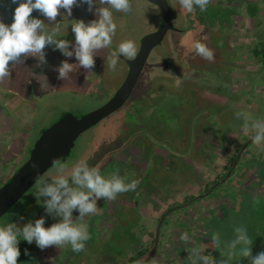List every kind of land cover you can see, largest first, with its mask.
Instances as JSON below:
<instances>
[{"label":"rangeland","instance_id":"374dc122","mask_svg":"<svg viewBox=\"0 0 264 264\" xmlns=\"http://www.w3.org/2000/svg\"><path fill=\"white\" fill-rule=\"evenodd\" d=\"M215 1L211 0V2ZM257 1L263 4L262 9L264 10V0ZM167 2L171 24L173 28L178 29L184 23L179 0H167ZM132 5L131 13L113 12L117 24L116 35L113 37L112 46L102 49L94 57V68L89 71L78 67L70 73L91 77L100 70L102 84L91 83L88 86V93L76 94L70 90H62V84L57 83L50 92L35 89V91L24 94L25 87L23 88L22 84L14 82L9 84L8 94L0 102V106L8 109L5 117H9L10 121L12 117L15 121L18 119L17 127L24 130L8 138L0 137V185L5 180L2 178L6 175L4 173L11 167L9 166L11 161L18 156L24 155L26 158L21 143L28 136L38 138L48 125L61 116L62 112L80 116L94 110L101 106L111 91L120 84L121 78L126 74L125 64L128 58L119 57L116 69L112 70L107 65L110 53L125 40L134 41L138 47L140 38L154 31L162 18L161 11L147 0H132ZM17 6L15 4V8ZM98 6L94 5L93 10L89 11L87 4H79L73 7L72 15L67 18H64L67 15L66 11L61 9L57 22L69 25L67 31H61L59 38L67 39L74 44L75 36L71 30V21L82 19L88 23L97 19L95 8ZM13 7L11 0H0V9L7 11ZM33 17L48 23L38 11ZM258 28L259 30L256 29L255 32L251 23L246 18H242L229 31L230 41L233 44L229 47L224 45L225 39H222L221 35L215 36L216 41L212 46L209 45L208 33H206L204 44L214 51V61L209 64L208 60L196 54L187 58L186 62H182L181 69L175 67L177 64L174 61H171L173 67L167 68V72L164 68L158 67V71L161 68L170 79L166 81L163 93L161 89L159 90L160 86L155 87L152 100L149 99L146 102L141 98L144 93L137 91L138 86L140 82H143L140 88L148 87L154 74H148L145 64L138 77V85L133 89L134 93L128 104H125L124 109L127 108V110L125 112L113 111L100 122L82 131L74 142L69 163L73 165L78 160L85 159L94 142L107 143L108 147L113 149L117 141L125 144L126 141L134 139L135 147L141 150L148 161H151L157 148L163 150L161 154L165 152L170 155L173 168L164 173L169 175L173 172L174 174V183L171 187L174 203L200 194L204 184L210 185L226 171L224 167L230 164L235 148L240 145L242 147L248 137H251V133L245 134L242 131L243 120L237 119L236 113L249 112L253 118L259 119L255 116L254 110L257 109L256 103L260 100L264 104V65L259 64L257 59L252 57L249 47L256 42L258 36L264 40V18ZM177 35L175 32L168 31L162 42L156 46V50H160L161 44H164V50L171 53L177 45ZM190 45L189 43V49ZM54 53L70 64H78L74 55L65 57L58 49ZM149 59L150 56L146 63ZM100 92H103V95L101 94V98L96 99V95ZM22 96L24 98H21ZM26 105L30 107L28 111L23 110V106ZM121 116L130 123L121 122L119 124L124 128L125 136L115 141L114 122ZM258 116L264 118V111ZM135 127L136 132L128 134ZM158 141H165L166 146L159 147ZM29 144H32L31 141ZM144 144L148 145L145 149H143L145 146H142ZM189 144L191 151L186 153L185 150L189 148ZM248 146L250 147L247 148ZM246 149V155H255L253 158L256 160L255 168L250 167V164L240 165V159L237 164V173L229 178L228 186L225 183L217 186L215 194L218 195L221 203L229 202V204L217 207V211H220L219 217H209L206 221H201L202 228L199 231L193 226L187 229L186 225L180 223L174 227L176 231L187 230L194 240L199 239L200 235V240H197L200 243H196L195 246L210 244L212 234H218L221 241L219 249L209 247L205 252V254L211 253L214 256L216 264H250L247 259L229 255L228 243L235 238L237 227L245 228L253 240V256L264 252V151L252 142L245 147L242 154ZM123 177L127 179L128 174L123 173ZM240 184L243 186L241 187ZM209 199L207 198V202L213 203V200L209 201ZM199 203L191 207V211L195 212ZM209 213L204 211L205 216ZM203 228L205 231L202 232ZM176 240L179 242V239ZM178 242L175 243V264H189L188 255L195 242Z\"/></svg>","mask_w":264,"mask_h":264},{"label":"clouds","instance_id":"9594fccd","mask_svg":"<svg viewBox=\"0 0 264 264\" xmlns=\"http://www.w3.org/2000/svg\"><path fill=\"white\" fill-rule=\"evenodd\" d=\"M11 2L18 5L13 13V22L8 25L0 19V81L11 76L10 63L21 64L23 58L29 56L37 58L39 61L37 66L46 64L44 49L48 46H54V50H60L65 57L74 55L78 61L77 65L70 64L67 60L62 61L55 69L58 71L59 79L69 80L70 73L78 67L90 71L95 66L94 57L102 49L112 46L117 31L113 12L131 13L133 10L132 0H11ZM210 3L211 0H179L181 8L186 13H194L196 8L205 12ZM79 4H87L89 11L93 10L94 5L99 6L95 8L97 19L88 23L82 19L71 21V30L75 36L73 44L67 39L59 38L61 31H67L69 24L57 22V17L61 15V9L66 11L67 15L64 18L70 17L73 7ZM33 11H38L48 23L34 18ZM191 49L209 62L214 61V51L206 44L193 41ZM121 56L130 60L136 58L137 47L134 41H122L116 50L110 53L107 59L108 67L115 70ZM236 117L243 120L242 131L245 134L252 133V143L264 151V120L253 118L249 112H237ZM52 165V170L47 173L48 179H40L38 175L34 195L46 213L54 218L59 217V221L45 227V218L41 217L23 226L12 222L0 226V264H18L20 256L18 244L21 239L29 244L35 242L41 250L51 246L57 248L70 246L73 252L83 251L90 239L86 218L97 213V201L115 200L121 193L135 191L139 184L135 179L126 183V178L118 173L105 177L98 166L90 167L83 158L71 167L58 159L53 160ZM32 167L36 169L38 166L33 163ZM41 197L45 199L41 201ZM74 211H78L79 215L74 217ZM235 233V238L228 243L229 255L247 259L250 264H264V252L252 255L253 240L247 230L237 227ZM191 239L187 232L180 235L181 241L190 242ZM210 240V244L191 248L188 255L189 264H216L214 256L205 252L209 247L219 249L220 237L214 233ZM137 264L146 262L138 261Z\"/></svg>","mask_w":264,"mask_h":264},{"label":"flooded vegetation","instance_id":"af4514ba","mask_svg":"<svg viewBox=\"0 0 264 264\" xmlns=\"http://www.w3.org/2000/svg\"><path fill=\"white\" fill-rule=\"evenodd\" d=\"M171 30L172 29L168 31ZM138 48L139 44L137 50ZM62 61L64 60L62 59ZM62 61H56V65L52 68V74L49 73L45 76L46 80L44 79L41 84L43 90L50 92L53 90L54 85L61 83L62 90H70L76 94L88 93V86H90L91 83L99 82V84H102L100 70L91 77L70 74L71 78L69 80L59 79L58 71L55 69L61 65ZM125 65L127 74V63ZM126 74L121 78L120 84L111 91L102 105L92 111L102 107L112 97L123 82ZM137 82L134 88L137 86ZM133 89L127 99L113 111L120 110V112H125L127 110V108L124 109V107L125 104H128L130 97L134 93ZM102 93L103 92H100L95 98H101L103 95ZM65 113L67 112H62L61 116L55 122L48 125L38 138L35 139L28 136L25 141L21 143V146L25 150L26 158L23 155L11 161L9 165L11 167L4 173L6 175L2 177L5 180L0 185V188L17 169L29 159L30 153L39 137L48 128L57 123ZM11 119L15 121L13 117ZM102 119L96 123L100 122ZM121 122L130 123L124 120L122 116L114 122L115 141L125 136L124 128L119 126ZM139 123L142 122L139 121ZM133 124L135 126L137 125L135 123ZM17 126L18 125L14 124L7 129L9 135L13 136L16 133L23 132L24 129ZM136 129V127L135 129H131L128 134L136 132ZM77 137L73 140L67 152L63 156L57 158L62 163H66L69 167L72 165L68 160L72 157V148ZM29 141H31L32 144H29ZM26 142H28V144ZM134 142V139L126 141L125 144H120V141H117L113 149H110L107 143L94 142L92 149L86 154L85 159L89 166H98L103 176L108 177L113 173H118L123 177V173H127L128 178L125 180L126 183H130L131 180L135 179L139 181V184L135 191L121 193L115 200L109 201L100 199L97 201V213L86 218L90 239L86 242L85 249L78 253L73 252L70 246H65L63 248L51 246L41 250L36 246L35 242L29 244L27 241L21 239L18 244L20 249L18 264H137L138 261H145L146 264L149 261L151 264H175V243L178 242L176 239H179V242H181L180 235L184 232L188 233V231L182 229L176 231L174 227L180 223L186 225L185 228L187 229L193 226V228L199 231L200 228H202L201 221H206L209 217H219L220 211H217V207L219 208V206L223 204H229V202L226 201L222 204L218 195L215 194V190L220 184L225 183V185L228 186L227 181L237 173V164L239 162H237L234 170L226 178L225 175L230 168L222 173L216 180L211 182L210 185L207 186L204 184L201 193L197 196H190L187 200L174 203V194L171 188L174 183V174L173 172L169 175L164 173L166 170H172L173 168L170 155L165 152L161 154L163 150L157 148L158 150L155 149L151 161H148L141 150H136L137 148ZM249 147L250 146L247 148ZM133 149L138 153H133ZM185 151L188 153V147ZM246 151L247 149L239 158V160L241 159L240 165L244 163L245 165L250 164V167L254 169L256 160H253V158L255 155L248 156L246 155ZM52 162L45 166L38 174L40 179H48L47 173L53 168ZM229 165L227 167H229ZM251 172H253V170ZM38 175L0 213V226H4L10 222L23 226L41 217L45 218V227H50L53 223L59 221V217L54 218L48 215L42 204L37 203L34 194L36 192ZM240 185L241 187L243 186L242 184ZM207 198L212 199L213 203L207 202ZM40 199L43 201L45 198L41 197ZM197 202L200 203L196 207L195 212L193 210L191 211V207H194ZM204 211L210 213L205 216ZM78 215V211L73 212L74 217ZM203 231H205L204 228L202 229V232ZM198 237L199 239L197 238V240H200V235ZM197 240L191 239V243L194 241L195 246L196 243H200Z\"/></svg>","mask_w":264,"mask_h":264},{"label":"water","instance_id":"95a60500","mask_svg":"<svg viewBox=\"0 0 264 264\" xmlns=\"http://www.w3.org/2000/svg\"><path fill=\"white\" fill-rule=\"evenodd\" d=\"M147 1L159 8L162 14L161 22L155 31L145 34L140 38L137 56L134 60L126 61L128 66L127 74L119 88L99 109L80 116L65 113L57 123L48 128L39 137L30 153L29 159L0 188V213L25 189L45 166L67 152L73 140L80 132L102 119L127 99L137 82L149 53L161 43L166 32L173 29L167 1ZM251 142V138H249L242 145L225 178L234 170L243 150ZM33 163L38 166L36 169L32 167Z\"/></svg>","mask_w":264,"mask_h":264},{"label":"trees","instance_id":"16d2710c","mask_svg":"<svg viewBox=\"0 0 264 264\" xmlns=\"http://www.w3.org/2000/svg\"><path fill=\"white\" fill-rule=\"evenodd\" d=\"M262 5L263 4H260L257 0H216L208 5L205 12H201L199 8H196L194 13H186L182 9L184 18L183 25L178 29L173 28L171 30L172 33L175 32L178 34L175 50L171 53H167L164 50V44H161L160 50H156V47L152 50L150 59L146 63V68L148 74H154V76L153 79L149 81L148 87L146 86L141 89L140 87L143 85L141 83L143 82H140L138 86L139 89L137 91L139 93H144V96L142 95L141 98L145 100V102L149 99L152 100L155 94L153 89L157 86H160L159 90L161 89V92L163 93L164 85L166 81L170 79V77L165 75V72L168 71L167 68L173 67L171 61L176 62L177 66L175 65V67L181 69L183 65L182 62L184 63L187 61V58L196 55L194 50L191 48L189 49V43L191 44L193 41H200L201 43H204L206 33H208L207 42L209 45L212 46V44L216 41L214 40L217 38L215 36L221 35L222 39H225L224 45L229 47L230 45H233L230 41L231 38L229 31L232 30L242 18H246L251 23L255 32L256 29L258 31V27L264 18ZM260 37L261 36H258L256 42L253 43L249 49L252 57L257 59L259 64L264 65V40ZM211 63L212 62L209 64ZM158 67L164 68L165 72H163L164 70L162 71L161 68H159L160 71H158ZM149 94L151 95L150 97ZM158 145L159 147L164 145L166 146V143L165 141H158ZM142 146H145L143 147V149H145L148 145L144 144ZM190 146L191 145L189 144L188 151H191ZM240 147L241 145L235 148V153L230 158L229 167H224V169L227 170L230 168ZM136 150L138 151V148ZM136 150L133 149V153H138Z\"/></svg>","mask_w":264,"mask_h":264},{"label":"crops","instance_id":"0c3cea01","mask_svg":"<svg viewBox=\"0 0 264 264\" xmlns=\"http://www.w3.org/2000/svg\"><path fill=\"white\" fill-rule=\"evenodd\" d=\"M14 7L9 10H3L0 9V19L3 20L5 24L10 25L13 22V13L15 10V4H13ZM36 14V11H33L32 16ZM53 49V50H52ZM48 46L44 49L45 52V59L47 61L46 64H43L41 66H37L39 61L35 57H27L23 58V63L12 65L10 63V71L11 76L6 78L4 81H0V102L3 101L4 98H6L9 90V84L11 82H14L16 84H22L25 92H32L36 90H43L41 87V84L43 83V80L45 79V76H47L49 73L52 74V68L56 65V61H62L61 58L57 56V54L54 53L57 49L54 50V46L52 47ZM26 72V73H25ZM26 90V91H25ZM19 94V92H18ZM28 96V95H27ZM21 98H24L22 96ZM257 109L263 110L264 104L261 103V100L259 103H256ZM31 106V105H30ZM34 106V105H33ZM23 110H27L30 108L29 105L23 106ZM19 109H22V107H19ZM254 110L255 116L259 118L260 120H264V118H261V116H258V114H261L262 111ZM8 114V109H6L4 106H0V137H9L7 129L10 128L11 125H18L19 120L16 121H10L9 117H5V115ZM9 118V119H8Z\"/></svg>","mask_w":264,"mask_h":264}]
</instances>
